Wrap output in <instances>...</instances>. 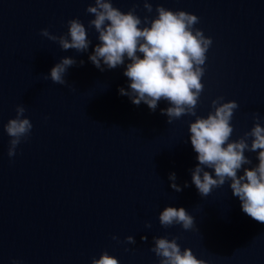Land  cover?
Listing matches in <instances>:
<instances>
[{
  "label": "water",
  "instance_id": "water-1",
  "mask_svg": "<svg viewBox=\"0 0 264 264\" xmlns=\"http://www.w3.org/2000/svg\"><path fill=\"white\" fill-rule=\"evenodd\" d=\"M149 2L151 13L144 0H112L122 12L135 8L142 22L155 18L158 6L189 12L199 17L194 27L212 39L196 115L206 118L212 100L222 96L239 105L231 140L251 130L256 113L264 126V0ZM90 5L94 0H0V264H91L104 251L120 264H159L150 249L153 237L164 236L180 237L181 249L206 264H264V223L242 211L230 181L206 197L192 183L198 160L189 125L196 117L168 123L161 114L167 101L151 111L120 95L130 83L123 75L127 59L104 71L89 61L99 43L89 27ZM74 18L92 41L87 52L62 50L40 34L64 35ZM63 57L77 61L67 84L44 80ZM19 104L33 128L10 158L3 125ZM245 155L252 164L243 167L259 163L258 152ZM173 172L180 192L170 186ZM167 206L183 207L195 228L161 226ZM127 236L135 243H126Z\"/></svg>",
  "mask_w": 264,
  "mask_h": 264
},
{
  "label": "clouds",
  "instance_id": "clouds-1",
  "mask_svg": "<svg viewBox=\"0 0 264 264\" xmlns=\"http://www.w3.org/2000/svg\"><path fill=\"white\" fill-rule=\"evenodd\" d=\"M144 8L149 13L153 11L149 0H144ZM86 11L94 16L89 27L94 26L99 41L89 55V61L100 71L105 67L115 69L122 66L126 59L130 61L123 72L130 83L128 89L119 88L120 95L128 96L136 106L143 102L151 111L156 110L161 100L167 101L170 106L161 109V114L167 116L168 123L185 115L196 117L189 125V132L198 160L191 170V177L199 194L206 197L214 188L230 181L232 194L239 198L242 211L253 220L264 223V126L259 122V114H254L255 123L251 130L234 141L231 140L234 131L231 121L239 107L236 101L223 102L224 97H217L212 100L213 111L206 118L196 115L204 91V65L212 45L211 37L194 27L200 22L199 17L183 10L158 6L157 16L151 20L144 17L142 22L135 14V8L122 12L113 6L112 0H94V6L90 5ZM67 23L68 32L64 35H53L48 29H42L40 34L58 42L62 50L87 52L92 41L84 24L79 18ZM142 23L145 26L141 27ZM79 63L82 66L84 62ZM76 64L75 58L63 57L43 78L66 85L67 70ZM15 111V118L3 125L10 137V158L16 155L17 146L28 139L33 128L30 119L24 115L26 108L23 104L17 105ZM246 152H258L259 163L243 167L252 164ZM242 168L243 174L240 175ZM206 169L214 170V175ZM176 179L174 172L169 174L171 188L180 192L183 189L175 183ZM183 187H189L188 183L185 182ZM159 223L165 228L181 225L185 231L195 228L194 218L183 207H165L159 213ZM145 227L151 228L152 225L148 222ZM112 239L118 240V237ZM178 239L180 237L171 240L167 236L153 237L154 246L150 250L160 258L159 264H206L190 248L182 250ZM125 242L134 244L135 239L127 236ZM13 264L19 262L13 261ZM91 264H120V261L104 251L98 259L93 258Z\"/></svg>",
  "mask_w": 264,
  "mask_h": 264
}]
</instances>
